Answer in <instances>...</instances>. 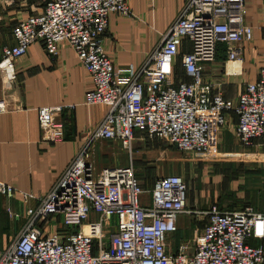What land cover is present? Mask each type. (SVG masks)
<instances>
[{
	"label": "built area",
	"instance_id": "1",
	"mask_svg": "<svg viewBox=\"0 0 264 264\" xmlns=\"http://www.w3.org/2000/svg\"><path fill=\"white\" fill-rule=\"evenodd\" d=\"M246 0H188L159 45L138 69H115L103 48L110 15L129 17L126 0H48L42 11L20 20L11 30L13 45L0 58V83L16 80L15 63L33 44L54 59L59 44H67L88 74V106L104 105V119L91 142H119L130 150L135 133L169 144L181 153L208 155L217 149L226 116L237 119L235 137L245 149L264 139V70L245 85L235 103L204 81L203 65L223 49L228 61L240 57L238 48L252 40L245 23ZM187 41L189 51L181 48ZM187 78L175 82L174 66ZM74 106L55 105L37 110L45 142L63 138L57 119ZM5 106L0 102V114ZM89 146L79 153L55 187L27 209V223L14 241L0 251V264H264V212L246 206L222 210L213 205L201 214L202 230L195 232L193 249L171 253L168 238L186 212L187 188L180 176H161L143 206L132 163L103 168L97 174ZM18 193L0 181V195ZM23 201L34 196L20 193ZM18 218V216H14ZM60 219L61 229L45 233L43 226ZM62 228H65L62 230Z\"/></svg>",
	"mask_w": 264,
	"mask_h": 264
},
{
	"label": "crops",
	"instance_id": "2",
	"mask_svg": "<svg viewBox=\"0 0 264 264\" xmlns=\"http://www.w3.org/2000/svg\"><path fill=\"white\" fill-rule=\"evenodd\" d=\"M47 1L0 0V58L2 49L13 45L12 28L20 20L40 13ZM187 1L126 0L130 16L110 15L103 38V48L114 68L124 70L142 66L181 14ZM245 23L252 28L253 36L251 41L238 46L239 59L228 61L220 48L215 61L203 65L204 81L213 84L224 100L233 103L245 85L255 82L264 70V0L245 1ZM188 51L189 44L184 41L181 55ZM15 72L16 80L12 85L6 87L0 83V102L5 106V111L0 114V181L18 192L11 198L0 195V251L9 247L27 223V209L39 205V200L55 187L86 146L90 145L89 160L93 173L97 174L103 168L97 171L92 158L99 147L113 142L90 141L92 133L104 119L107 107L84 103L91 83L67 44L58 45L54 59L47 57L41 45H31L26 55L15 63ZM174 74L176 83H179L178 76L183 78L180 81H187L180 66V56L175 61ZM55 105H73L74 109L64 110L57 119L63 125L62 140L49 143L42 139L37 110ZM142 137L146 138L143 133L136 132L134 141ZM262 140L255 141L252 148H260ZM20 193L32 195L35 199L24 202ZM143 196L141 203L147 206L143 203ZM185 209L192 214L178 218L177 231L185 228L192 231V221L199 220V212H204L188 207L187 202ZM241 209L243 207L223 210ZM15 215L18 218H14ZM204 226H195L194 229L200 231ZM43 229L47 234L60 230V219L44 225Z\"/></svg>",
	"mask_w": 264,
	"mask_h": 264
},
{
	"label": "rangeland",
	"instance_id": "3",
	"mask_svg": "<svg viewBox=\"0 0 264 264\" xmlns=\"http://www.w3.org/2000/svg\"><path fill=\"white\" fill-rule=\"evenodd\" d=\"M177 80L182 82L183 78L178 76ZM235 123V115L229 113L219 134L217 149L208 155L181 153L167 143L142 137L132 142L130 150L122 149L119 142L104 144L92 160L97 171L132 163L145 192L143 203L146 205L149 204V191L156 178L177 175L185 182L190 208L205 212L213 205L220 209L252 206L262 212L264 140L260 141V148H243L235 137ZM88 153L90 156V149ZM199 217V220L192 221V231L185 228L170 236L171 253H177L181 246L187 254L192 251L197 232L194 228L206 223L201 212Z\"/></svg>",
	"mask_w": 264,
	"mask_h": 264
},
{
	"label": "trees",
	"instance_id": "4",
	"mask_svg": "<svg viewBox=\"0 0 264 264\" xmlns=\"http://www.w3.org/2000/svg\"><path fill=\"white\" fill-rule=\"evenodd\" d=\"M137 177V176H136ZM138 179V178H137ZM138 181H139V179H138ZM223 210V209H222ZM259 211V210H258ZM261 212V211H260Z\"/></svg>",
	"mask_w": 264,
	"mask_h": 264
}]
</instances>
